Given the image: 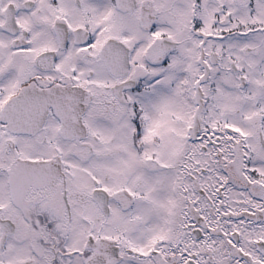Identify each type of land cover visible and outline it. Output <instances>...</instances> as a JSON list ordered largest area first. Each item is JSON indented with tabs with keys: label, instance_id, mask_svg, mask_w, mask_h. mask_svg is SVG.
Here are the masks:
<instances>
[{
	"label": "snow or ice",
	"instance_id": "obj_1",
	"mask_svg": "<svg viewBox=\"0 0 264 264\" xmlns=\"http://www.w3.org/2000/svg\"><path fill=\"white\" fill-rule=\"evenodd\" d=\"M0 264H264V0H0Z\"/></svg>",
	"mask_w": 264,
	"mask_h": 264
}]
</instances>
